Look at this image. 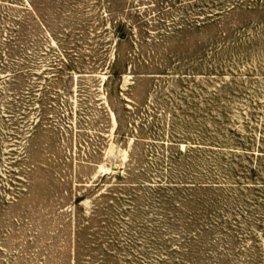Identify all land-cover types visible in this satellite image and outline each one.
<instances>
[{"label":"rangeland","instance_id":"rangeland-1","mask_svg":"<svg viewBox=\"0 0 264 264\" xmlns=\"http://www.w3.org/2000/svg\"><path fill=\"white\" fill-rule=\"evenodd\" d=\"M229 1L0 0V264H264V0Z\"/></svg>","mask_w":264,"mask_h":264},{"label":"trees","instance_id":"trees-1","mask_svg":"<svg viewBox=\"0 0 264 264\" xmlns=\"http://www.w3.org/2000/svg\"><path fill=\"white\" fill-rule=\"evenodd\" d=\"M241 3H239V1L238 2H236V0H235V2H232V1H229V5L230 6H227L226 8H224V9H219V10H217L215 13L216 14H219L220 12H222V13H224V12H226L227 10H229V9H233V8H235V7H237V6H242V3L243 2H245V0H242V1H240ZM222 6V5H221ZM213 15H215L214 14V12H209V13H207V17H211V16H213ZM253 171L255 170V169H252Z\"/></svg>","mask_w":264,"mask_h":264}]
</instances>
